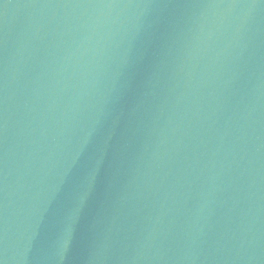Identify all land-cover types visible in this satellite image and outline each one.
Instances as JSON below:
<instances>
[{"label":"water","instance_id":"95a60500","mask_svg":"<svg viewBox=\"0 0 264 264\" xmlns=\"http://www.w3.org/2000/svg\"><path fill=\"white\" fill-rule=\"evenodd\" d=\"M0 264H264V0H0Z\"/></svg>","mask_w":264,"mask_h":264}]
</instances>
